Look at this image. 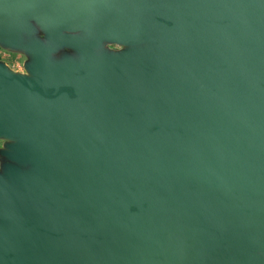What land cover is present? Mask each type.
<instances>
[{
    "label": "water",
    "instance_id": "water-1",
    "mask_svg": "<svg viewBox=\"0 0 264 264\" xmlns=\"http://www.w3.org/2000/svg\"><path fill=\"white\" fill-rule=\"evenodd\" d=\"M0 264H264V0H0Z\"/></svg>",
    "mask_w": 264,
    "mask_h": 264
},
{
    "label": "rangeland",
    "instance_id": "rangeland-1",
    "mask_svg": "<svg viewBox=\"0 0 264 264\" xmlns=\"http://www.w3.org/2000/svg\"><path fill=\"white\" fill-rule=\"evenodd\" d=\"M0 60L4 61L10 68L14 70L25 71L23 67V61L25 60V56L22 53L9 51L0 47ZM4 142V139H0V148L3 147Z\"/></svg>",
    "mask_w": 264,
    "mask_h": 264
}]
</instances>
